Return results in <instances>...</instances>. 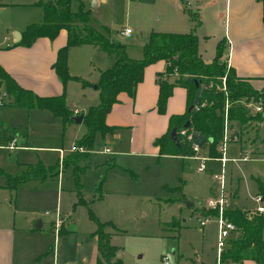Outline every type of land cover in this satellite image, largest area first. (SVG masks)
I'll use <instances>...</instances> for the list:
<instances>
[{
    "label": "crops",
    "instance_id": "0c3cea01",
    "mask_svg": "<svg viewBox=\"0 0 264 264\" xmlns=\"http://www.w3.org/2000/svg\"><path fill=\"white\" fill-rule=\"evenodd\" d=\"M39 1L40 0H0V64H2L21 85L31 88L39 95H59L64 93L66 96V104L74 114L80 112L85 113L90 105L96 104L90 103L95 100L94 98L87 99L85 97L86 93L90 95V92H88L89 87L93 85L92 87L97 89L94 84L99 78L100 71L110 67L114 63L115 56L93 43H80L70 47L68 52L69 70L71 75H76L78 77V79L75 80H78L80 83L79 91L83 94L82 96L87 99L80 107L76 105V103H74V106H71L68 99V87L70 81L75 77L69 79L67 83H64L53 66L57 58L58 50L68 41V30L62 28L55 38L39 36L31 44L20 42L23 31L29 24L41 22L44 19V8L38 3ZM95 1L97 5L99 1ZM163 1L165 3L163 13L164 20L161 25L154 29L152 24V27L146 31L137 42V45L125 44L127 54L130 57H142L143 43L152 30L168 32H188L194 30L198 36L199 54L205 61L208 62L212 60L215 56L218 41H222V58L226 60L227 64L233 67L239 76L249 77V80L255 87L260 88L264 86V22L263 4L261 0ZM13 8H17V15L14 14L15 12L13 10H10ZM186 8L194 12L196 19L190 16ZM158 16H162V13ZM122 29L120 31L122 36L130 37L133 33L132 28L129 35L122 33ZM17 31L21 32L19 40H16L15 33ZM72 47L84 49L85 53L82 58L85 68L84 71H79V69L75 67L78 58L82 56V52H79L77 58L73 54L71 59L69 53ZM166 65L167 63L164 59H158L147 64L144 67L142 79L138 81L135 87L134 94L130 95L125 90L119 91L117 100L112 103L110 109L107 111L105 122L112 126V130L104 135L99 132L95 135V139L97 137L102 143V149L99 151L113 155V160L106 163L107 168H111L112 166L131 168L125 165V163H122L121 159L130 160L129 166L133 165L134 160L132 158L142 159L147 163L153 158L156 160L161 158L198 159L192 155L161 153L159 151V146L155 143L157 137L167 132L170 115L174 113H183L187 109V89L180 84H175L173 86L172 92L167 98L165 110L160 112L157 109L159 93L158 77L160 73H163ZM171 79L172 77H170V80ZM81 80H86L89 84L82 85ZM0 95H3L2 101L0 100V148H7L9 150L17 149L18 151L23 149L30 150L34 146L49 148L59 152V162L57 165L68 166L71 164L65 163V159L74 150L76 140L86 132V125L85 130L82 129L83 121L76 122L73 119L65 123L61 115L55 114L49 108L27 107L14 104L11 102V97L7 95L4 85H0ZM75 109L78 110L77 113H75ZM39 113H41L40 115L45 120H47L45 117L46 115H53L55 119L61 118L64 129L71 128L72 135L66 145L64 143L62 145H31L28 143V134H31V129L34 130L35 126L38 124V121H33L32 118ZM262 123L263 121L257 122L255 127L261 126ZM255 127L253 128L252 121L246 127H243V129L238 130L236 127V132H238V134H235L234 138L231 140L254 141V137L250 132H252ZM20 128H24L23 134L25 138L21 137V133L13 131ZM228 131L231 132L232 129L230 128ZM20 137L24 143L19 145L18 142ZM14 139L16 146L10 147L9 145ZM103 147L104 149L105 147H109L110 151H104ZM85 150L87 154L82 158L80 163L84 165V169H87L91 167V164H88L89 162L86 163L88 156H90L91 148L88 150L85 148ZM17 155L19 157L20 152H18ZM19 163L26 162L19 161ZM0 166H2L1 161ZM54 166L56 170L57 166ZM56 174L60 178V168L56 170ZM257 179L259 178L255 176L251 179L256 193H258ZM226 183L228 186H226ZM234 184L231 177L228 179V176L225 174L223 190L226 195H228L226 191L229 192L228 208L234 207L231 205L232 198L233 200L238 198V188L236 186L234 187ZM2 186L4 185L0 184V187ZM200 190H202L204 194L202 199L195 205L192 200L186 197L187 191H185L183 187L181 192L177 191L173 196L165 199L164 204H173V206L178 208V212L173 214L171 219L161 220L162 223H160L156 233V236L159 237V246L156 254L153 253V251H148V253L143 251L141 255L132 259V261L123 263L124 260L122 261L121 258L123 250L120 245L113 242L115 237L122 231L113 222H110L111 224H106L104 228L110 235V243L118 248L111 263L117 260V264H161L162 254L170 253L171 257L177 261V264H217L216 243L210 246L205 243L203 227L206 225V222L203 225L199 224V218L206 215L205 212L200 210V206L205 205V200H207L208 197L213 194L215 195L217 187L213 189L211 186L207 188L202 185ZM185 200H187L186 204L184 202ZM185 205L189 210L188 215L182 214V207ZM235 207L243 206L236 204ZM254 207L255 206H253V208ZM242 209L246 208L244 207ZM194 214L197 223L191 224L188 222V219L192 217V215L194 216ZM207 214L214 216L210 210H208ZM17 215L18 212L15 204L11 212H2L0 209V264H42V260L36 262L34 259L27 260L24 249L26 248L27 242L26 234L28 230L33 229V227L32 225H27L20 228ZM31 220L36 222L33 218H30V221ZM173 220L176 222L173 223L172 228H165L163 223ZM38 223V228L43 227V218H40ZM54 223L57 227V220H55ZM217 231L218 224L216 234ZM23 232L25 234H23ZM91 239L88 247L81 252L80 261L76 264H96V258L99 252L97 234H93ZM44 250L45 246H40V251L44 252ZM54 257L53 264H59L57 262V254H55ZM220 264L259 263L252 258H244L240 262L227 260L220 262Z\"/></svg>",
    "mask_w": 264,
    "mask_h": 264
},
{
    "label": "rangeland",
    "instance_id": "374dc122",
    "mask_svg": "<svg viewBox=\"0 0 264 264\" xmlns=\"http://www.w3.org/2000/svg\"><path fill=\"white\" fill-rule=\"evenodd\" d=\"M74 1L75 9L82 2L84 8L90 11V24L94 28L127 45H137L146 31L152 26L156 29L164 20L163 0H98L96 6L92 5V0ZM10 10L17 15V8ZM161 13L162 16L159 17ZM126 26L133 29L130 37L120 34L121 29ZM79 52H82V56L78 58L75 67L79 71H84L82 60L84 49L72 47L69 55L71 59L73 54L77 58ZM75 79L78 78L71 80L68 87L70 105L74 106L76 103L80 107L87 99L92 98L95 100L90 103H97L98 89H94L93 85L89 87L90 95L86 93L87 99H85L79 91L80 83ZM81 84L83 85L82 80ZM40 114L32 118L33 121H38V124L34 130L31 129V134H28V143L66 145L72 135L71 128L64 129L61 118L55 119L53 115H46L47 120H45ZM257 122L252 120L253 128ZM82 129L85 130L84 123ZM13 131L21 133V137L25 138L24 128ZM250 134L254 137V141L236 139L226 141L227 160L224 166L218 158H208L205 160V168L201 171L197 169L200 160L194 158L159 160L153 158L148 163L142 159L132 158L134 160L132 166H129L130 160L121 159L122 163L131 168L118 166L107 168L106 163L113 160V155L99 151L102 149V143L97 137L86 160L91 167L85 168L78 176L74 164L57 165L59 152L55 150L36 146L21 151L0 148L2 162L0 184L4 185L0 187V209L2 212H11L15 204L20 228L32 225L33 229H29L26 234L27 242L24 249L27 260L34 259L35 262L42 260V264H53L54 256L57 254L59 264L78 263L81 252L88 247L93 232L99 227L98 221H102L106 224L113 222L122 231L113 242L121 246L122 261L128 263L143 251L146 253L153 251L155 254L158 251L159 237L156 233L162 223L161 220L171 219L172 215L178 212V208L173 204H164L165 199L173 196L177 191L181 192L183 187L187 191L186 197L195 205L203 197L204 193L200 190L202 185L207 188L211 186L213 189L217 187L215 193L217 195L219 182L213 174L220 173L222 167L228 179L231 177L235 183L234 187L238 188V198L234 200L232 198L231 205L234 207L230 208H236L235 205L238 204L243 207L237 208L245 207L246 209L243 210L246 211L256 206L257 202L254 199L256 191L251 179L255 176L264 181L262 159L264 120L261 126L255 127ZM21 137L19 145L24 143ZM103 150L105 151L104 147ZM18 152H20L19 157ZM73 152L70 155H74ZM242 152L249 153L251 159H236ZM54 165L57 166L56 170L59 168L61 170L60 178L56 174ZM23 176L26 177L19 181ZM226 193L229 198V192ZM215 195H211L208 199ZM184 202L186 204L187 200ZM205 205L200 206V210L207 214ZM188 213V207L183 206L182 214L188 215ZM57 217L61 220L56 227L54 222ZM30 218L35 219L36 222L30 221ZM40 218H43L44 225L38 228ZM175 222L173 220L163 225L165 228H172ZM188 222L191 224L196 222L195 214L188 219ZM205 224L204 240L210 246L217 243L216 218L210 216ZM42 245L45 246L44 252L40 251ZM116 262L113 261L111 264H117Z\"/></svg>",
    "mask_w": 264,
    "mask_h": 264
},
{
    "label": "trees",
    "instance_id": "16d2710c",
    "mask_svg": "<svg viewBox=\"0 0 264 264\" xmlns=\"http://www.w3.org/2000/svg\"><path fill=\"white\" fill-rule=\"evenodd\" d=\"M261 1L264 22V0ZM38 3L44 8V19L29 24L23 31L20 42L31 44L39 36L55 38L62 28H66L69 33L68 41L58 50L53 64L64 83L71 77L78 78L71 75L69 70L68 52L72 45L93 43L115 56L114 63L101 70L95 82L99 101L85 111L82 121L86 125V132L76 140L77 145H82L88 150L93 147L96 133L104 135L112 130V126L105 122V115L112 103L117 100L118 92L125 90L133 95L138 81L142 79L144 67L158 59H164L167 63L165 70L158 77V111L165 110L167 98L175 84L185 86L188 95L187 109L183 113L171 114L167 132L155 139L161 153L193 155L195 151L191 140L186 136L189 133L194 135L195 132H200L202 137L199 152L217 158L221 156L218 146L223 140L225 121L229 129H232L229 132V139H233L234 135L238 134L236 127L239 130L252 120L256 122L264 120V86L255 87L249 77L239 76L235 69L227 64L222 58V41H218L215 56L207 62L199 54L198 36L194 30L188 32L152 30L143 43L142 57L132 58L127 54L125 43L90 24V11L84 8L82 2L76 9L74 0H40ZM186 9L190 16L196 19L194 12ZM82 83L89 84L86 80H82ZM0 85L5 86L6 93L14 104L49 108L55 114L61 115L65 123L73 120L74 112L67 106L64 93L39 95L31 88L21 85L2 64ZM198 88H201L200 102L190 107ZM249 103H259L261 110L253 112L255 110ZM186 120L190 121L188 127H184ZM172 127L176 128L178 143L171 138ZM181 128L186 129L185 135L180 133ZM73 151L74 155H69L65 163H73L78 176L84 169L80 161L86 156L87 151ZM25 177H20L19 181ZM257 185L258 192L264 197V181L257 179ZM210 211L216 213V210ZM224 215L235 224L237 230L222 252L221 262L227 260L240 262L244 258H252L259 264H264V212H254L253 209L244 211L236 207L226 208ZM105 225V222L98 221L99 227L93 232L97 234L99 251L96 264L111 263L118 249L110 243V235L103 229Z\"/></svg>",
    "mask_w": 264,
    "mask_h": 264
},
{
    "label": "built area",
    "instance_id": "2783aa9c",
    "mask_svg": "<svg viewBox=\"0 0 264 264\" xmlns=\"http://www.w3.org/2000/svg\"><path fill=\"white\" fill-rule=\"evenodd\" d=\"M131 32L130 27H125L122 30V33L129 35ZM3 95H0V100L2 101ZM255 111H260L261 110V105L259 103L253 104L249 103ZM227 107V103L226 106ZM78 110L75 109V113H77ZM229 126L227 121H225V127H224V134H223V140L219 144L218 148L221 152V156L217 157L218 159L221 160L222 166H224L225 161L227 160V157L225 156V151H226V141L229 140ZM180 133L182 135L186 134V129L181 128ZM187 139L191 140L192 148L195 151V153L192 155L200 160V165L198 166V170H203L205 168V160L210 158L206 154L199 153V144L195 143L193 140L195 136L191 133L187 134L186 136ZM10 147L16 146L15 139L12 140L11 144L9 145ZM85 149L84 146L82 145H77L74 144V150H79L83 151ZM106 151H110L109 147H105ZM236 159H241V160H247L251 159V155L247 152H242L240 154V157ZM264 160V156L262 157ZM213 177L216 178L219 181L220 184V191L219 193L214 196L209 198L206 201V207L207 210H216V213L214 214V217L216 218L217 224H218V231H217V243H216V262L217 264H220L221 262V254L224 251L225 247L228 245V242L232 235L236 232V226L235 224L227 219V217L224 215V210L228 208V197L225 194L223 190V185L225 181V172H224V167H222L220 173H214ZM255 201L257 202L256 206L253 209L254 212H264V197L261 193H256L254 196ZM211 215L206 214L203 215L199 218V224L203 225L210 217ZM57 223L60 222L61 218L57 217ZM68 264H75L74 262H70ZM161 264H177V261L174 260L171 257L170 253H163L161 256Z\"/></svg>",
    "mask_w": 264,
    "mask_h": 264
},
{
    "label": "water",
    "instance_id": "95a60500",
    "mask_svg": "<svg viewBox=\"0 0 264 264\" xmlns=\"http://www.w3.org/2000/svg\"><path fill=\"white\" fill-rule=\"evenodd\" d=\"M92 5L95 6L96 5V1H92ZM16 40H19L20 37H21V32L20 31H17L16 33ZM94 86L96 87V84H94ZM200 92H201V88H198L196 93H195V96H194V99H193V103L190 107H192L193 105H197L199 102H200ZM83 116H84V112H80L78 114H74L72 116V118L76 121V122H81L82 119H83ZM190 125V121L189 120H186L185 123H184V127H188ZM170 134H171V138L176 142L178 143V137H177V131H176V128L175 127H172V129L170 130ZM194 142L197 143V144H200L201 143V133L200 132H195L194 133Z\"/></svg>",
    "mask_w": 264,
    "mask_h": 264
}]
</instances>
